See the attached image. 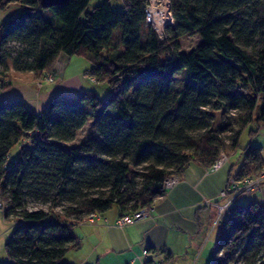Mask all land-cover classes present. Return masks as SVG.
I'll return each mask as SVG.
<instances>
[{
    "label": "trees",
    "instance_id": "trees-1",
    "mask_svg": "<svg viewBox=\"0 0 264 264\" xmlns=\"http://www.w3.org/2000/svg\"><path fill=\"white\" fill-rule=\"evenodd\" d=\"M90 1L68 0L46 17L40 0H0V11L15 9L0 19L2 90L12 86L5 83L9 60L42 79L67 55L86 59L88 74L111 93L102 100L83 92L79 104L56 97L39 114L23 101L0 105V211L14 219L5 264H68L64 257L81 246L72 230L86 217L115 207L120 216L151 213L169 177L192 164L214 173L249 125L257 127L251 135L264 127V0H171L166 39L145 25L146 0H121V11L105 0L91 12ZM193 36L202 42L180 52V41ZM90 120L98 140L60 144ZM262 151L245 148L234 177L264 170ZM46 186L55 205L70 200L67 209H24V198ZM217 229L212 264H263L264 206L230 207Z\"/></svg>",
    "mask_w": 264,
    "mask_h": 264
},
{
    "label": "crops",
    "instance_id": "crops-1",
    "mask_svg": "<svg viewBox=\"0 0 264 264\" xmlns=\"http://www.w3.org/2000/svg\"><path fill=\"white\" fill-rule=\"evenodd\" d=\"M85 67L87 65L76 71L73 68V58L66 59L61 56L54 70L51 71L55 76L54 82L43 83L42 86H39L38 82L44 77L36 79L32 72L19 73V76L10 80L12 86L8 90L4 91L0 86V105L8 101H23L32 112L39 114L56 97L76 100L81 93L93 91L85 88L82 75H87L90 69L84 70ZM230 162L231 159L219 171L212 174H207L200 165L192 164L180 178L178 177V184L154 205L150 217L135 225L126 228L115 227L119 213L111 216L103 215L104 219L100 217L91 225H77L85 228L86 237L91 239L94 236L100 237L93 247L92 255L95 252L98 255L95 263H210L214 257L217 239L213 243V249L208 250L207 247L211 235L219 226L214 229L215 220L221 210L220 206L227 202V199L219 198L220 193L242 165L241 163L237 172H233L235 168L234 166L229 168ZM250 196L252 198L246 202L243 196L238 198L230 207L252 202L264 206V186L262 191H256ZM206 201L217 204L208 206L205 205ZM9 222L4 217L0 219L1 247L6 238ZM187 235L195 241L192 242L186 237ZM145 250L150 251L146 257L143 255ZM90 256L91 254L89 259ZM79 259L80 262L73 264L88 263L87 258Z\"/></svg>",
    "mask_w": 264,
    "mask_h": 264
},
{
    "label": "rangeland",
    "instance_id": "rangeland-1",
    "mask_svg": "<svg viewBox=\"0 0 264 264\" xmlns=\"http://www.w3.org/2000/svg\"><path fill=\"white\" fill-rule=\"evenodd\" d=\"M105 0H91L90 1V5L88 8V11H92L96 6L102 4ZM10 7L12 8H16L17 4L12 2L9 4ZM111 5L113 7V9L115 11H121L123 10V2L121 0H111ZM15 9H12L10 12H13ZM48 9H43V13L44 15L47 17V14L49 13L47 11ZM10 12L7 13L4 11H0V19L4 20L6 18L9 17ZM201 38L199 36H193V37H188V38H184L180 41V52L182 53H189L192 49H194L197 45H199L201 43ZM12 46H14L13 43H11ZM64 58L68 59L69 56L67 55H62ZM73 68L76 71H79L81 69H83L84 66L87 65V67H85L84 70H87V68H90V63L82 58V57H78V56H73ZM16 65L14 64V62L12 60H9L8 63V71L5 72L8 77L9 80H11L13 77H17L22 73L18 70H16L17 68H15ZM82 78L85 80V88L89 89H93L94 92H96L97 96L102 99V100H107L110 98L111 93H110V88L106 83H98V82H92V77H90L89 74L82 75ZM86 82L88 84H86ZM66 100H68L69 102H71L72 104H79V100H73L71 98H67ZM215 123L219 124L220 123V117H219V113H215V117H214ZM257 129V127L254 124L249 125L241 134L240 139H239V145H238V149L237 151L230 157L231 162L229 163V168L234 166V171L233 172H237L240 164L242 163L243 159H244V155H245V148H247L249 145L254 146V147H260L263 148L262 154L264 157V127H261L258 134L256 135H251L250 132ZM99 137L95 131V128L92 124V120H90L88 122V124L81 129L75 140L70 141L68 143H60L63 147H74V146H81L82 144L88 142L89 140H98ZM20 148L17 147L15 148L10 156V163H14L18 157V153ZM41 184H43V179L40 180ZM46 188L45 190L40 187L39 189L42 190V192L40 194H37L38 191L34 190L32 191L28 196H26L24 198V200L22 201V205L24 207V209H27L29 211H35V210H39L42 209L44 211H49L51 208H55L56 212L62 213L63 211H65L67 209V207L70 205V200L69 199H64L62 201L63 205L61 206V204H57L55 205L52 200L51 195L53 190L51 188H49V186L44 187ZM256 193V192H255ZM254 194V193H253ZM252 195V194H251ZM252 197L249 195L247 196H243V199H245V202L249 199H251ZM3 213V211H0V219H2L1 214ZM118 214V210L117 208H113L112 210H110L108 213L104 214L107 216H111V215H115ZM4 215H5V209H4ZM103 217V215L101 216ZM104 219V217H103ZM14 219L11 217L10 222H14ZM9 222V221H8ZM9 222V223H10ZM85 228H81V227H77L75 226L72 230V232L74 233L75 236H77L78 238H80L81 241V246L79 247V249L77 250H73L70 251L65 257L63 262L68 263V264H73L75 262H80L81 260L79 258H84V260L87 258L88 263L86 264H96L95 262H97V258L98 255L96 254V252L92 255L93 250H94V246L96 245V243L99 241L100 237L94 236V238H90V237H86V232L84 230ZM211 233V231H210ZM218 233H219V229H216L214 231V233L211 235L210 237V243L209 246L207 247L208 250L213 249V243L215 241V239H217L218 237ZM6 238L3 242V245L1 247L2 242H0V264H5L7 262H9V257L5 251V242L7 241V233L5 234ZM210 236V234H209ZM1 237V235H0ZM188 239H190L192 242L195 241V239H191V237H189L188 235L186 236ZM209 239V237H208ZM209 242V241H208ZM207 242V243H208ZM264 253V252H263ZM90 259H89V255ZM90 262V263H89Z\"/></svg>",
    "mask_w": 264,
    "mask_h": 264
},
{
    "label": "built area",
    "instance_id": "built-area-1",
    "mask_svg": "<svg viewBox=\"0 0 264 264\" xmlns=\"http://www.w3.org/2000/svg\"><path fill=\"white\" fill-rule=\"evenodd\" d=\"M146 15H145V25L153 28L160 38L166 39L167 29L174 24V17L171 10V0H146ZM55 80L54 73L49 72L45 74L44 79L39 81V86L43 83H52ZM92 81L96 82L95 78ZM10 80L7 78L5 83H9ZM229 160V157L225 153H221L219 159L216 161L214 166L209 172H216L220 170L225 163ZM179 182V178L176 176L169 177L164 182V187L166 190L173 189ZM264 186V170L260 171L257 175L253 177H245L242 179L231 177L227 187L220 193V199H227L226 204L220 206V213L215 220L214 229L219 225L220 220L225 213V211L240 197L252 194L256 191H262ZM205 205L213 206L216 203L211 201H206ZM150 217V213L146 210H141L133 215L120 216L115 221V227L126 228L135 225ZM100 219L98 214H91L86 217L80 225L83 224H94ZM16 225V224H15ZM148 250L144 251V256L149 255ZM264 252V251H263ZM262 263L264 264V253H262ZM154 264H164V263H154ZM208 264H212L211 262Z\"/></svg>",
    "mask_w": 264,
    "mask_h": 264
},
{
    "label": "water",
    "instance_id": "water-1",
    "mask_svg": "<svg viewBox=\"0 0 264 264\" xmlns=\"http://www.w3.org/2000/svg\"><path fill=\"white\" fill-rule=\"evenodd\" d=\"M68 0H40V5L44 9H49L55 6H61L67 3Z\"/></svg>",
    "mask_w": 264,
    "mask_h": 264
}]
</instances>
